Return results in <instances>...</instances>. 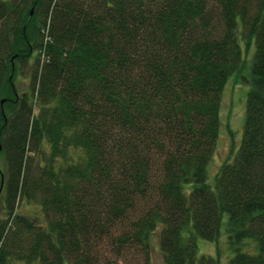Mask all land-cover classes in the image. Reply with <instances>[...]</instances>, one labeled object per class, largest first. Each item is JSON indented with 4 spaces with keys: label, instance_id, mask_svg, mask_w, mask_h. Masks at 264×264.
<instances>
[{
    "label": "trees",
    "instance_id": "obj_1",
    "mask_svg": "<svg viewBox=\"0 0 264 264\" xmlns=\"http://www.w3.org/2000/svg\"><path fill=\"white\" fill-rule=\"evenodd\" d=\"M239 30L245 120L211 183ZM0 140V264H154V238L221 264L197 241L224 215L225 264H264V0H0Z\"/></svg>",
    "mask_w": 264,
    "mask_h": 264
},
{
    "label": "rangeland",
    "instance_id": "obj_2",
    "mask_svg": "<svg viewBox=\"0 0 264 264\" xmlns=\"http://www.w3.org/2000/svg\"><path fill=\"white\" fill-rule=\"evenodd\" d=\"M239 39L244 49V62L240 69L234 73L226 83V86L222 92L221 97V110H220V131L216 142V149L209 166V182L214 183L215 176L220 169L221 165L226 161H232L236 151L239 147L243 124L246 114V98L247 92L251 86V63L254 52V45L247 42V39L243 37L241 31L238 32ZM16 86L19 93L28 90L29 81L24 75L18 74L16 78ZM3 158L0 155V167L3 166ZM36 209L35 206L28 204L23 207V210ZM3 205L0 202V215H3ZM226 215L222 220V227L220 237L216 242L206 241L199 239L197 241L199 254H209L216 256L217 251L220 252L221 264H225L227 260L232 256L233 251L229 247L228 237L225 231ZM255 250L253 249V244ZM246 251L256 252L257 246L252 239L245 240L242 243ZM248 246L247 249L246 247ZM152 260L154 264H163V255L158 247V240H152Z\"/></svg>",
    "mask_w": 264,
    "mask_h": 264
},
{
    "label": "water",
    "instance_id": "obj_3",
    "mask_svg": "<svg viewBox=\"0 0 264 264\" xmlns=\"http://www.w3.org/2000/svg\"><path fill=\"white\" fill-rule=\"evenodd\" d=\"M1 149H2V144H1V140H0V151H1ZM1 188V187H0Z\"/></svg>",
    "mask_w": 264,
    "mask_h": 264
}]
</instances>
